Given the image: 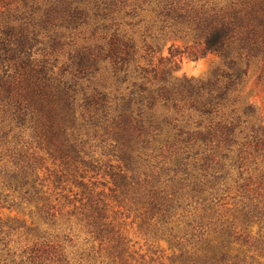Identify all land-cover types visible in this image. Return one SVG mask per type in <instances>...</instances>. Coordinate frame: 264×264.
<instances>
[{"label": "trees", "instance_id": "16d2710c", "mask_svg": "<svg viewBox=\"0 0 264 264\" xmlns=\"http://www.w3.org/2000/svg\"><path fill=\"white\" fill-rule=\"evenodd\" d=\"M0 7V154L9 158L0 207L15 195L10 205L36 208L29 225L0 217V264H75L50 231L55 206L34 143L57 164L56 187H81L80 220L107 241L112 264H129V246L100 182L168 236L183 264H264V125L239 95L252 62L264 68V0ZM168 37L191 41L196 56L218 53L222 66L205 79L175 77L176 47L158 55ZM22 227L31 243L17 260L9 236Z\"/></svg>", "mask_w": 264, "mask_h": 264}, {"label": "rangeland", "instance_id": "374dc122", "mask_svg": "<svg viewBox=\"0 0 264 264\" xmlns=\"http://www.w3.org/2000/svg\"><path fill=\"white\" fill-rule=\"evenodd\" d=\"M191 44V41L182 38H164L160 42L158 55L169 56L170 47L174 45L177 49L175 60L179 64V67L173 71L175 77L196 80L210 77L218 67L222 66V56L215 52L196 56L192 53ZM66 55V53L59 54L58 65L66 61ZM155 60L158 61V56ZM239 95L245 103L253 105L257 122L264 125V68L260 62H252L248 73L244 76ZM33 150L39 157L37 164L40 166V175L44 179L45 189L52 193V204L55 206L53 211L57 221L50 227V231L60 233L61 241L75 264H112L106 249L107 241L101 242L95 239L85 223L80 220L82 204L74 199V195L76 191L81 190V187L72 179L56 187L54 169L57 164H54L46 152L36 146V143L33 144L30 152ZM3 153L0 154V190L3 187L2 176L9 160L8 156ZM99 179L107 178L100 177ZM95 189L96 192H102L101 198L108 204L110 218L128 240L129 264H183L178 258L180 253L178 246L170 242L168 236L163 235L162 231H157L154 224L145 218L136 206L130 202L116 200L112 196L110 183L104 185L100 182ZM7 192H9L8 189L5 193ZM1 198L5 199L4 196ZM13 199L16 202L19 201L15 195L6 202L2 201L1 204L4 206L0 207V217L3 219L8 216L16 217L24 220L27 225L31 224L33 217L30 211L36 209L34 204L10 205ZM24 231L25 228L22 227L13 231L9 236L8 247L15 252L17 260L20 259L19 254L22 248L31 243V236ZM261 261L264 262V259Z\"/></svg>", "mask_w": 264, "mask_h": 264}]
</instances>
